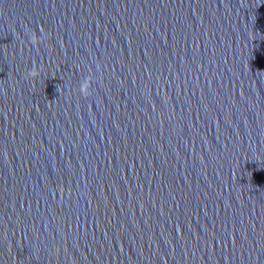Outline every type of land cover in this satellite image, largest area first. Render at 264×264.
I'll return each mask as SVG.
<instances>
[{"label": "water", "instance_id": "water-1", "mask_svg": "<svg viewBox=\"0 0 264 264\" xmlns=\"http://www.w3.org/2000/svg\"><path fill=\"white\" fill-rule=\"evenodd\" d=\"M0 264H264V0H0Z\"/></svg>", "mask_w": 264, "mask_h": 264}, {"label": "clouds", "instance_id": "clouds-1", "mask_svg": "<svg viewBox=\"0 0 264 264\" xmlns=\"http://www.w3.org/2000/svg\"><path fill=\"white\" fill-rule=\"evenodd\" d=\"M30 41H31V44H33V45H38V44L41 42V38L38 37L35 33H33V34L31 35ZM29 75L35 77L36 72H35L34 70H33V71H30V72H29ZM87 87H88L87 84H84V85H82V87H81V94H82L83 96H87Z\"/></svg>", "mask_w": 264, "mask_h": 264}]
</instances>
